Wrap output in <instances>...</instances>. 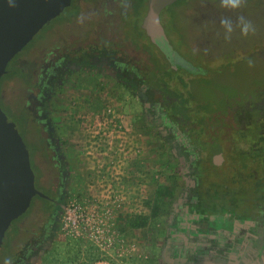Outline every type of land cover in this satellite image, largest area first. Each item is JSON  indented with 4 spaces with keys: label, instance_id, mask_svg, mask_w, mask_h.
Returning a JSON list of instances; mask_svg holds the SVG:
<instances>
[{
    "label": "flooded vegetation",
    "instance_id": "obj_1",
    "mask_svg": "<svg viewBox=\"0 0 264 264\" xmlns=\"http://www.w3.org/2000/svg\"><path fill=\"white\" fill-rule=\"evenodd\" d=\"M149 12L150 0H71L45 25L35 80L21 92L33 122L17 113L32 136L27 147L42 195L9 225L0 264H52L60 250L64 264H117L116 130L66 116L74 97L88 95L133 109L142 162L151 135L174 168L162 264H264V0H175L154 37L144 26ZM170 23L196 60L172 42ZM20 55L10 62L27 78ZM235 76H243L240 84L230 83ZM175 77L181 88L210 93L171 99ZM2 92L0 84L3 102Z\"/></svg>",
    "mask_w": 264,
    "mask_h": 264
},
{
    "label": "rangeland",
    "instance_id": "obj_2",
    "mask_svg": "<svg viewBox=\"0 0 264 264\" xmlns=\"http://www.w3.org/2000/svg\"><path fill=\"white\" fill-rule=\"evenodd\" d=\"M47 29V26L43 27L20 52L22 54L20 55V53H18L15 56L17 57L20 55L18 60H21L23 64L24 61L26 62V66L29 70L28 73L30 74L29 77L26 78L22 74L17 75V72L14 70V67L17 65V61H15L13 63L10 62L8 65V69L10 67L9 74L2 77L0 81L1 90L3 89L2 94L4 95L3 102L0 100V106L18 125L20 133L29 146H31L30 140H32V136L25 134L21 120L18 117V110H21L23 115L26 116L30 122H33V120H31L32 115L30 114L31 109L25 107V99L21 92L25 90L27 84L35 80L33 59L39 57L42 52H44V47L39 45L47 42V38L44 36ZM174 29L173 24L170 23V26L168 24V34L172 42L179 47L187 57L196 60L192 51L186 48L181 39H179V36L174 33ZM15 57L13 59H15ZM242 79L243 76L230 77V83L240 84ZM244 79L246 81L247 78L244 77ZM171 89V99H174L175 93H181L187 96V91L191 90L203 93L202 97H206L207 93H210L196 84L193 88L190 86L186 89L181 88L176 77L171 81ZM80 95L83 96L84 94ZM89 96L90 95L84 98L74 97L72 102H77V105L73 103L76 107L70 108L66 116H72L75 122L85 116L92 119L97 118L101 123V132L108 133V131H111L113 134L116 130L118 139V164L121 165L118 168L119 178L117 191L118 194L123 197L122 201L119 198L120 202L118 203V212L122 215L118 220L117 226V264H162L158 258V245L161 239L162 211H160L159 215L153 218L146 227L140 228H131L130 222L127 221V216H129V213L132 214V217L135 215L151 214L157 200H159L158 204L163 210L166 197L173 188L174 183L171 181V177L173 176L174 168L168 156L164 155L156 147L157 141L153 139L151 135L148 140V151L146 150V155L144 153L145 161L144 163L142 162V139L140 136L136 137L138 134L137 126L129 119L135 114L133 109L113 106L112 103H110L111 99L107 96H103L100 99L88 98ZM94 100H96L97 104H91L90 108H78V103L84 106L81 102L88 103L94 102ZM9 102H12L13 106L16 105V107H14L15 110L13 106H8ZM8 107L11 108L12 112ZM110 122L112 125H110ZM79 132L88 131L81 130ZM131 161H135L133 162L135 166L132 172L128 169ZM129 176H132V181H128L127 177ZM164 192H166L165 195ZM58 255L59 256L52 264H64L61 250Z\"/></svg>",
    "mask_w": 264,
    "mask_h": 264
},
{
    "label": "water",
    "instance_id": "obj_3",
    "mask_svg": "<svg viewBox=\"0 0 264 264\" xmlns=\"http://www.w3.org/2000/svg\"><path fill=\"white\" fill-rule=\"evenodd\" d=\"M175 0H150L144 26L154 37L163 34L168 4ZM71 0H0V81L10 61ZM162 17V19H161ZM42 193L35 186L30 151L18 125L0 106V244L11 222Z\"/></svg>",
    "mask_w": 264,
    "mask_h": 264
},
{
    "label": "trees",
    "instance_id": "obj_4",
    "mask_svg": "<svg viewBox=\"0 0 264 264\" xmlns=\"http://www.w3.org/2000/svg\"><path fill=\"white\" fill-rule=\"evenodd\" d=\"M166 192H164V195ZM159 200L154 206L153 212L151 214L135 215L132 217L130 225L132 228H140L147 226L153 218L159 215V212L162 211L161 206L158 204Z\"/></svg>",
    "mask_w": 264,
    "mask_h": 264
}]
</instances>
